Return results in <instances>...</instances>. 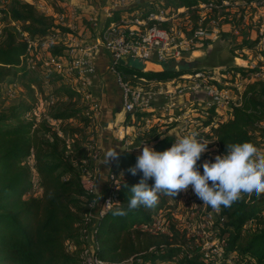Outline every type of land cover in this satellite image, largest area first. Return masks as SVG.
<instances>
[{"label": "trees", "instance_id": "1", "mask_svg": "<svg viewBox=\"0 0 264 264\" xmlns=\"http://www.w3.org/2000/svg\"><path fill=\"white\" fill-rule=\"evenodd\" d=\"M210 1L214 0H163L160 4L168 17L184 9L180 17L187 18L194 30L206 28L213 12L220 14L226 24L235 20L236 13L232 12L231 5L223 6L228 0L215 1L219 9L209 11L203 17L199 9H194ZM261 1L245 0L247 6ZM135 11L139 10H117L108 21ZM0 14L7 16L15 26L2 31L0 96L3 88L24 84L28 72H34L47 84L56 80L61 94L67 98L64 101L52 96L54 103L49 117L56 122L55 126L45 118L30 120L26 117L37 107L34 84L40 80L25 83L27 100L22 99L7 108L0 107V264H83L86 243L82 230L86 227L92 234L93 254L104 264H212L216 258L210 255L197 250L185 251L182 246L186 244V236L175 227L166 234L139 228L151 220L154 211L168 209L169 198L177 200L179 194L175 198L162 195L154 208L140 207L123 217L112 215L116 206L104 210L97 202L96 208H91L97 197L85 190L82 180L94 172L93 156L86 152L82 134L73 135L74 132L81 133L82 129L71 121L82 120L86 128L92 121L84 113L82 97L61 77L48 75L44 79L43 74L30 69L27 45L21 38L22 33H27L32 40L41 39L54 32L57 26L52 18L25 0H12L10 8L0 10ZM17 24L22 26V31L17 29ZM162 27L169 29L170 25L164 23ZM182 29L186 31V25ZM257 43L258 40L244 39L241 48L252 49ZM51 51L60 54L62 49L54 47ZM131 62L117 65V69L133 83L139 79L167 82L192 72L191 68H184L187 63L180 64V69H176V64L165 65L163 71L155 72L145 71V67L139 69ZM234 69L243 75L248 71L244 67ZM263 122L264 81H255L245 87L242 103L233 108L229 120L220 123L210 134L198 136L212 141L197 162L200 173L203 174L205 162L214 163L217 155L226 154L227 144L250 142L256 145L253 133ZM143 125L144 122L136 123L137 128ZM178 139L170 131L159 133L154 128L139 135L135 143L145 142L155 151L163 152ZM132 149L121 150L111 166L112 173L122 177L118 198L125 210L132 195L131 188L142 179V173L134 176L128 171L142 154ZM34 176L39 179L40 190L37 194H29L34 186ZM147 183L152 186L154 180L149 179ZM208 210L212 209L208 207ZM263 211L264 196L257 199L255 194H244L231 207L221 208L213 229L226 244L224 259L235 256L239 264H264ZM222 219L224 222L221 223Z\"/></svg>", "mask_w": 264, "mask_h": 264}, {"label": "built area", "instance_id": "2", "mask_svg": "<svg viewBox=\"0 0 264 264\" xmlns=\"http://www.w3.org/2000/svg\"><path fill=\"white\" fill-rule=\"evenodd\" d=\"M33 5L37 11L50 17L55 22L57 29L47 36L32 40L27 33H22L21 38L27 45V63L32 70L44 75H56L61 77L65 84L82 97V107L87 117L96 123L102 116V102L100 97L93 92L95 77L98 74V62L103 54L109 57L108 71L115 76L118 87L122 95V109L125 115H130V125L127 128L133 130L136 138L152 129H157L159 133L173 130L176 127L179 138L193 132L199 136L211 133L220 123L232 117L234 107L242 103V95L245 90L244 84L255 82L259 74L250 73L246 76L238 73L232 85L237 91L231 90L229 83L223 84L214 77L210 71L196 70L181 75L167 82L138 80L133 83L126 79L117 69V65L127 64L129 61H141L143 64L156 63L164 68L165 65L186 63L200 47L204 46V41L209 37L206 28L199 27L193 29L185 19L187 30H183L180 25H172L163 28L162 24L170 23L171 20H180V11L168 17L165 11L150 12L145 18H132L135 13L121 16L118 20L108 21L117 10L126 9L130 4H135L139 0H94L102 3L105 1L104 15L99 18H88L86 13L79 7L73 5L70 0H25ZM12 0H0V10H7L11 6ZM261 3V2H260ZM258 3V5L260 4ZM229 1H224L223 6H229ZM129 9V8H127ZM194 9H199L202 17L209 11L219 9L215 1L202 3ZM182 13V12H181ZM65 29L66 31H63ZM40 47L49 48L46 50V57H42ZM61 48L60 54H53L52 48ZM239 66V65H237ZM11 85L9 88H12ZM181 100L180 102H176ZM53 101V100H52ZM54 103V102H53ZM52 103V104H53ZM40 112L39 106L32 111V116L37 117ZM141 115V118H138ZM144 122L142 128H135L137 122ZM209 122L208 125H204ZM260 130L253 133L258 136L257 146L264 151V122L258 125ZM174 134V133H173ZM135 138V139H136ZM134 139V138H133ZM125 149L142 152L143 145L153 148L148 143L133 145L128 141V137H123ZM215 162V161H214ZM121 176L111 174L107 194L103 199L102 208L109 210L106 202L111 200L119 203V191L121 189ZM82 184L86 191L95 194V181L91 174L84 176ZM33 189L31 193H38L39 179L33 178ZM192 190V187L189 186ZM201 201V200H200ZM202 205L203 202L201 201ZM97 201L92 203L91 208L97 206ZM205 224L209 228L215 220L219 218V212L208 210ZM167 209L154 211L148 223L140 225L139 228L153 233H170L165 229V225L170 222L166 219ZM264 215V211L262 212ZM169 219V217L167 216ZM215 218V220H214ZM224 219L221 220V223ZM213 223V224H212ZM214 230V229H213ZM90 238L92 234L88 227L82 230V238ZM216 238L213 244L204 247L195 246L206 256L216 258L212 264H239V259L235 256L223 258L226 244L221 241L212 231L209 239ZM89 242L87 239L85 241ZM90 243V242H89ZM94 250V249H93ZM83 264H104L93 253L88 250L84 252Z\"/></svg>", "mask_w": 264, "mask_h": 264}, {"label": "rangeland", "instance_id": "3", "mask_svg": "<svg viewBox=\"0 0 264 264\" xmlns=\"http://www.w3.org/2000/svg\"><path fill=\"white\" fill-rule=\"evenodd\" d=\"M214 1L218 2V0ZM228 1L230 2L232 12L236 13V16H234L236 17L235 20L226 24L224 18H220V14L213 12L210 16V22L205 26L206 31L210 34L209 37L211 38H206L204 46L200 47L197 52L190 57V59L186 62L187 66L184 68H191L192 71L195 69L210 71L212 75L218 78L223 84L228 82L231 90L236 92L237 90L233 88L232 85H235L233 83L235 82V78L237 77L236 75L239 72L234 69L235 67L246 68L248 71L245 73V76L250 73H257L259 74L257 81H264V0H262L259 5L252 3L249 6H247L248 4H246L245 0ZM160 3H163V0H139V2L135 4H130L127 8L139 10V14H135V17H130V19L145 18L147 14L152 11H161L163 6ZM183 11L184 9H182L180 13ZM171 17H173V14ZM169 25L185 26L186 20L183 18L177 20L175 18L170 21ZM7 27L13 28L15 26H13V23L7 16L0 14V42L3 40L2 31ZM17 29L22 31V26L17 24ZM244 39H250L252 41L258 40V43L252 49H242L241 47ZM48 49L49 48L45 47L39 48V51L42 53V57H46V50ZM131 64L139 69L144 67V64L140 61H132ZM149 67L151 68L152 66ZM32 79L40 80V82L37 83L38 85L34 84L37 89L35 90V97L37 98V107L39 106L40 112L37 117L32 116V112L27 114L26 117L30 120L33 118H37L38 120L45 118L55 126L56 122L52 121L49 117V111L52 103L54 102L52 96L54 95L59 100L64 101H67V98L61 94L59 90L60 86L56 80H52L51 84H47L46 81L39 78V76L34 72H28V76L24 79V81H26L24 84L19 83L15 84L12 88L2 89L0 107L7 108L10 105L18 103L22 99H26L28 90L25 89V83L31 81ZM246 86L247 85L244 84V88ZM93 92L97 95L100 94L95 87H93ZM180 101L181 100H177L176 102ZM114 118L116 117L114 116ZM71 122L73 125H77L80 129H82L80 131L81 133L74 132L73 135L82 134L81 141L84 142L86 152L89 154L93 153L92 156L94 163L92 162L91 165H94V172L91 175L95 181L94 191L95 193H98L101 201L103 202V199L107 194L109 179L112 174V162L109 161V163L104 164V166H102L100 162L98 166V160L101 161L103 153V145H100V142L96 141L95 137L98 132L95 128V123L91 122V125L86 128L85 123L82 120L76 119ZM127 125H130L129 120L122 124L119 123L118 126H111L110 129L113 132L112 138L121 139L123 141V137L126 134L128 141L133 145H137L135 143L136 136L133 134L131 126L130 128H127ZM135 128L137 129V126ZM120 129L125 132L120 133ZM257 131L260 132L259 129ZM171 132L174 134L178 133L176 127H174ZM261 132L264 135V131L262 130ZM253 136L257 143L258 136ZM208 142L211 143L212 141ZM122 146H125L124 141L122 142V145L120 144V149L123 148ZM97 166L99 170L95 171ZM102 170L104 171L101 173ZM30 192H32V190H30ZM169 205L170 207L167 209L168 214H166V219L170 222L165 225V229L169 231L171 227H175L178 232L185 234L186 244L185 246H182L185 251L194 252L197 250L194 246L189 245L198 246V249H200L205 245L211 246L210 244L216 242V238H213L211 241L209 239L212 231H214L213 225H210L208 228L205 224L207 211H205L204 206L202 205L200 199L194 194L193 190L188 189L186 192L181 191L177 200L169 198ZM86 239L90 243L86 242L84 250H88L90 253H93V243H91L90 238L85 237V241ZM72 248H75L74 245Z\"/></svg>", "mask_w": 264, "mask_h": 264}, {"label": "clouds", "instance_id": "4", "mask_svg": "<svg viewBox=\"0 0 264 264\" xmlns=\"http://www.w3.org/2000/svg\"><path fill=\"white\" fill-rule=\"evenodd\" d=\"M198 136L196 132L183 136L163 152L144 144L137 163L128 170L134 176L142 173V179L131 188L126 210L120 203L106 202L109 208L116 205L112 215L123 217L140 207L154 208L160 196L175 198L189 186L203 205L215 212L231 207L244 194H255L257 199L264 196V151L250 142L227 144L226 154L217 155L214 163L205 162L201 174L197 162L210 143ZM117 156L115 150L108 151L105 164ZM149 179L154 185L149 186Z\"/></svg>", "mask_w": 264, "mask_h": 264}, {"label": "crops", "instance_id": "5", "mask_svg": "<svg viewBox=\"0 0 264 264\" xmlns=\"http://www.w3.org/2000/svg\"><path fill=\"white\" fill-rule=\"evenodd\" d=\"M70 2L79 7L83 12H85L86 17L88 18H99L104 15V6L105 1L102 3L94 1V0H70ZM109 65V57L105 54L101 56V59L98 62V74L95 77L94 87L97 91H99L98 96L102 102V116L94 125L98 132L96 141L100 142V145H103V153L101 156V161L98 160V166L101 162L102 166L105 164L106 154L110 150H115L117 154L121 152L125 147L120 149V144L122 145L121 139H113L112 138V130L111 126H118L119 123H125L127 119V115L123 112L122 109V95L121 90L118 87L115 76L110 73L107 69ZM149 66H152L151 68ZM145 71H155L160 72L163 71L164 68L154 62L144 64ZM120 90V91H119ZM114 116L116 118H114ZM115 121V122H113ZM124 130L120 129V133H124ZM94 138V137H93ZM118 138V137H117ZM121 140V141H120ZM91 155L93 153H90ZM114 159H110L109 161L113 162ZM96 168L95 171H98L99 168ZM104 170L101 171V173ZM98 192V191H97ZM97 197V202L99 206H102V201L98 195L95 193Z\"/></svg>", "mask_w": 264, "mask_h": 264}, {"label": "water", "instance_id": "6", "mask_svg": "<svg viewBox=\"0 0 264 264\" xmlns=\"http://www.w3.org/2000/svg\"><path fill=\"white\" fill-rule=\"evenodd\" d=\"M138 60L134 61V62H137ZM141 62V61H140Z\"/></svg>", "mask_w": 264, "mask_h": 264}]
</instances>
